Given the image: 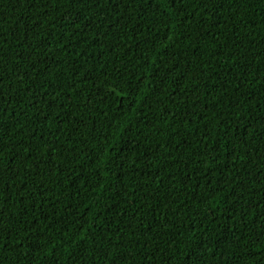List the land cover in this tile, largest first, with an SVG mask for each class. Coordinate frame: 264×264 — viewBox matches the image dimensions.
<instances>
[{
	"label": "trees",
	"instance_id": "16d2710c",
	"mask_svg": "<svg viewBox=\"0 0 264 264\" xmlns=\"http://www.w3.org/2000/svg\"><path fill=\"white\" fill-rule=\"evenodd\" d=\"M0 264H264V0H0Z\"/></svg>",
	"mask_w": 264,
	"mask_h": 264
}]
</instances>
